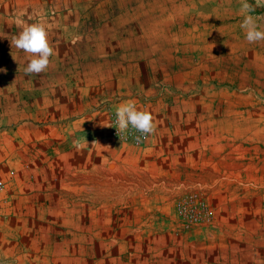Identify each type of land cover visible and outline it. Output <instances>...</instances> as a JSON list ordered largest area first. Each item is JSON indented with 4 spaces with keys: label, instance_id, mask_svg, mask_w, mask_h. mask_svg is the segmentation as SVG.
Instances as JSON below:
<instances>
[{
    "label": "crops",
    "instance_id": "obj_1",
    "mask_svg": "<svg viewBox=\"0 0 264 264\" xmlns=\"http://www.w3.org/2000/svg\"><path fill=\"white\" fill-rule=\"evenodd\" d=\"M243 3L0 0V264H264V40ZM37 22L53 55L26 74L13 38ZM128 102L154 118L140 147L101 133ZM186 188L215 216L176 234Z\"/></svg>",
    "mask_w": 264,
    "mask_h": 264
},
{
    "label": "clouds",
    "instance_id": "obj_2",
    "mask_svg": "<svg viewBox=\"0 0 264 264\" xmlns=\"http://www.w3.org/2000/svg\"><path fill=\"white\" fill-rule=\"evenodd\" d=\"M258 5L264 6V0H257ZM242 8L247 14L241 23L246 30L245 39L249 43L264 40V30H261L257 21L250 14L251 6L244 0ZM15 47L30 54L29 61L24 69L26 74L43 72L50 63L53 48L49 42V32L46 24L37 22L24 27L20 33L13 38ZM116 122L118 133L126 132L130 127L135 129L141 136L150 135L154 129V118L148 109H140L135 102L121 104L116 109ZM140 139V137H137Z\"/></svg>",
    "mask_w": 264,
    "mask_h": 264
},
{
    "label": "built area",
    "instance_id": "obj_3",
    "mask_svg": "<svg viewBox=\"0 0 264 264\" xmlns=\"http://www.w3.org/2000/svg\"><path fill=\"white\" fill-rule=\"evenodd\" d=\"M107 134L114 143H126L140 147L147 140L148 135L141 136L135 129L129 128L124 133H118L116 127V110L107 109L105 122ZM140 137V139H137ZM5 182L0 177V193L4 190ZM205 193L199 188H186L176 194L174 198V231L176 234L189 233L197 228L209 226L215 216V210L208 201Z\"/></svg>",
    "mask_w": 264,
    "mask_h": 264
},
{
    "label": "rangeland",
    "instance_id": "obj_4",
    "mask_svg": "<svg viewBox=\"0 0 264 264\" xmlns=\"http://www.w3.org/2000/svg\"><path fill=\"white\" fill-rule=\"evenodd\" d=\"M137 107L138 108H140V109H145L144 108V106H141V105H137ZM112 110H116L115 108H113V107H110ZM110 108H107V109H110ZM104 116V115H103ZM101 118V117H100ZM104 122V123H103ZM105 122H106V119H105V121H103V117H102V123L101 124H103V127L101 128V133H103V135L104 136H108V134H107V130H106V127H105ZM174 218H176V215H175V211L173 212V215H172V222L174 221ZM173 225H174V223H173ZM175 228V227H174ZM174 233H175V231H174Z\"/></svg>",
    "mask_w": 264,
    "mask_h": 264
}]
</instances>
